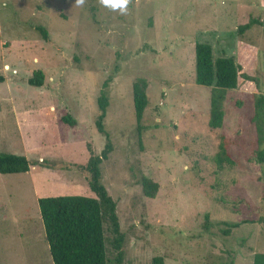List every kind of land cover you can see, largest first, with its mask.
<instances>
[{"label":"rangeland","instance_id":"374dc122","mask_svg":"<svg viewBox=\"0 0 264 264\" xmlns=\"http://www.w3.org/2000/svg\"><path fill=\"white\" fill-rule=\"evenodd\" d=\"M263 28L264 0H131L124 14L99 0H0V154L32 164L0 174V264H52L38 199L94 197L85 167L106 144L95 126L103 89L112 152L101 184L116 203L122 264H252L264 254ZM198 43L213 60L248 63L254 80L226 92L219 129L209 127L211 88L195 80ZM37 71L41 87L28 83ZM138 82L148 101L139 121ZM65 114L74 129L59 124ZM220 144L232 163L218 167Z\"/></svg>","mask_w":264,"mask_h":264},{"label":"trees","instance_id":"16d2710c","mask_svg":"<svg viewBox=\"0 0 264 264\" xmlns=\"http://www.w3.org/2000/svg\"><path fill=\"white\" fill-rule=\"evenodd\" d=\"M253 23L252 21L247 25L239 26L238 32L243 33ZM246 49H249L248 53L252 54L253 48L245 47L243 50ZM194 52L196 83L211 88L209 127L219 129L223 121L222 104L226 92L236 89L240 79L247 82L254 80L246 74L248 71L245 67H248V63L237 62L233 58L224 56L213 60L212 48L209 44H196ZM242 52L241 50V54ZM248 53L245 58L250 61L253 56ZM3 82L4 77L0 76V83ZM28 83L34 87H41L43 74L39 71L35 72L28 79ZM97 103L99 114L95 126L98 133L105 137L106 144L99 155H90L85 167L89 174L88 186L94 197L59 196L37 200L52 264H108L106 242L110 243L114 252L113 264L123 262L124 235L120 231L116 203L101 184L100 165L112 152V144L103 124L108 107L106 90L103 89L100 92ZM133 103L136 119L139 121L148 105L145 87L140 82L133 85ZM58 122L68 129H74L77 126L76 120L68 114L63 115ZM215 160L218 167H221L223 163H232L224 144L219 145ZM30 165L32 164L24 156L0 154L1 175L27 173ZM141 185L144 194L148 197H153L157 191V185L148 178L143 177ZM244 223L248 222L242 224ZM238 226L239 224L230 225L232 229ZM154 264H162V262L156 259ZM252 264H264V254H254Z\"/></svg>","mask_w":264,"mask_h":264},{"label":"clouds","instance_id":"9594fccd","mask_svg":"<svg viewBox=\"0 0 264 264\" xmlns=\"http://www.w3.org/2000/svg\"><path fill=\"white\" fill-rule=\"evenodd\" d=\"M131 0H99V3L103 6L112 9L113 11L119 10L121 14L127 11L128 5ZM85 0H76L77 5H83Z\"/></svg>","mask_w":264,"mask_h":264}]
</instances>
